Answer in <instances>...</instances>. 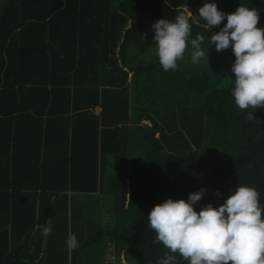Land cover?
Returning <instances> with one entry per match:
<instances>
[{"label": "trees", "instance_id": "obj_1", "mask_svg": "<svg viewBox=\"0 0 264 264\" xmlns=\"http://www.w3.org/2000/svg\"><path fill=\"white\" fill-rule=\"evenodd\" d=\"M205 2L0 0V264H99L105 237L113 264H155L168 249L147 216L166 198L204 188L199 211L245 185L264 205V108L234 104L232 63L221 60H234L231 48L209 45L207 62L183 69V58L167 72L149 52L143 18L188 9L207 53L226 21L208 30L195 15ZM215 3L257 8L264 28V0Z\"/></svg>", "mask_w": 264, "mask_h": 264}, {"label": "clouds", "instance_id": "obj_2", "mask_svg": "<svg viewBox=\"0 0 264 264\" xmlns=\"http://www.w3.org/2000/svg\"><path fill=\"white\" fill-rule=\"evenodd\" d=\"M258 13L257 8L242 3L234 12L225 13L215 0H206L195 15L206 22L207 29L226 21L207 36V53L202 48L204 35L191 38V11L172 20L158 19L151 29L159 65L166 72L176 71L189 47L192 64L207 62L209 45L217 52L231 48L234 104L241 110L264 108V28L257 27ZM253 111L248 119L260 123ZM205 191L190 192L186 200L166 198L150 209L147 227L155 233L153 243L168 249L155 264H180V260L187 264H264V205L259 193L253 187L236 185L218 206L208 202L194 210ZM216 195L221 194L217 191ZM50 231L45 229L44 234ZM65 243L69 250L80 246L74 233Z\"/></svg>", "mask_w": 264, "mask_h": 264}, {"label": "rangeland", "instance_id": "obj_3", "mask_svg": "<svg viewBox=\"0 0 264 264\" xmlns=\"http://www.w3.org/2000/svg\"><path fill=\"white\" fill-rule=\"evenodd\" d=\"M143 22L145 24V27L147 29V31H150V32H153L152 29H151V24L154 23L155 21L153 19H150L148 17L146 18H143ZM213 33H211L212 35ZM150 53H154L156 54V46L152 48V50L149 51ZM190 52H191V48L189 47L188 49H186V52H185V55H184V58H185V62H184V65L183 66V69H186L189 68L190 66H193V64L191 63V60H190ZM141 56L137 54V52H135V54L130 58V55H129V64L132 65V66H135L139 61V58ZM145 57V58H144ZM144 57H142V59L144 58L146 61H151L152 60V56L146 54ZM221 60L225 63H232L233 62V58L230 56V55H226L224 54L221 58ZM127 70L128 72V77L129 75L132 74V71H130L129 69L127 68H124ZM101 83L104 84L105 83V76H104V79L101 80ZM142 124H146L149 126V122L148 121H144L142 122ZM105 241L109 244L107 247L106 250H104V254L101 256L102 259L105 261V262H109L110 264H113L114 263V254H113V249L111 247V241L108 239H106L105 237ZM121 257V256H120ZM122 258V257H121ZM120 258V259H121ZM121 264H125L123 260H121Z\"/></svg>", "mask_w": 264, "mask_h": 264}, {"label": "crops", "instance_id": "obj_4", "mask_svg": "<svg viewBox=\"0 0 264 264\" xmlns=\"http://www.w3.org/2000/svg\"><path fill=\"white\" fill-rule=\"evenodd\" d=\"M90 111H91L94 115H98L100 109H99V107L95 106V107L90 108ZM143 122H144V121H143ZM110 243H111V242H110ZM108 245H109V244H108ZM107 247H109V246H107ZM107 247H106L105 249H103V248L101 249V256L104 254V250H106ZM111 247H112V244H111ZM101 256H100L99 264H110L109 262H105V261L102 259Z\"/></svg>", "mask_w": 264, "mask_h": 264}]
</instances>
